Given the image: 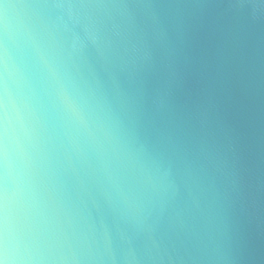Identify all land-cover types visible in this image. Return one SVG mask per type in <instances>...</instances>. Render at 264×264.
<instances>
[{
    "label": "water",
    "instance_id": "water-1",
    "mask_svg": "<svg viewBox=\"0 0 264 264\" xmlns=\"http://www.w3.org/2000/svg\"><path fill=\"white\" fill-rule=\"evenodd\" d=\"M0 264H264V0H0Z\"/></svg>",
    "mask_w": 264,
    "mask_h": 264
}]
</instances>
